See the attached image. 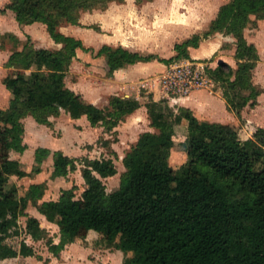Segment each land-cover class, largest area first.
<instances>
[{
    "label": "trees",
    "instance_id": "trees-1",
    "mask_svg": "<svg viewBox=\"0 0 264 264\" xmlns=\"http://www.w3.org/2000/svg\"><path fill=\"white\" fill-rule=\"evenodd\" d=\"M111 0H9L0 13L23 24L41 22L58 49L30 47L13 50L3 79L11 92L6 108L0 107V264L18 254L34 255L24 241L19 250L6 243L23 212V200L15 186L7 187L11 175L26 170L11 151H23L25 127L22 119L31 115L50 125V116L65 110L76 119L86 116L92 126L111 130L140 102L135 97L113 96L109 108L86 100L66 85L76 50H92L83 41L58 30L62 23L79 24L80 12L106 6ZM139 1V0H138ZM252 16L264 19V0H229L219 7L203 35L194 34L174 44L175 55L158 60L190 58L189 47L201 37L220 32L236 39V67L226 62L205 66L207 75L218 82L229 110L236 115L254 105L259 94L253 71L259 59L256 46L248 42L244 29ZM113 72L126 65L157 58L122 45L103 44ZM155 131L142 132L123 157L126 168L120 186L107 192L103 177L116 173L111 158H85L82 176L85 189L76 197L74 187L64 189L57 199L43 201L40 212L58 225L60 240L47 244L54 254L78 238L96 231L108 244L122 250L123 264H264V126L252 136L240 139L228 123L199 119L192 109L174 111L151 98L145 104ZM186 122L181 141L187 159L178 168L168 158L175 140V125ZM49 153L36 152V161ZM54 174L67 175L76 168L75 159L54 153ZM38 184L31 185L33 191ZM39 194L33 192L32 197ZM28 233L34 239L46 235L36 217L29 216Z\"/></svg>",
    "mask_w": 264,
    "mask_h": 264
},
{
    "label": "rangeland",
    "instance_id": "rangeland-1",
    "mask_svg": "<svg viewBox=\"0 0 264 264\" xmlns=\"http://www.w3.org/2000/svg\"><path fill=\"white\" fill-rule=\"evenodd\" d=\"M9 0H0L3 7ZM229 0H111L106 6H96L80 12L79 24L62 23L58 30L83 41L92 50H76V56L69 67L66 85L81 93L84 98L101 108L110 107L113 96L135 97L140 106L124 116L111 130L104 125L92 126L86 116L72 118L63 109L56 116H50V125L38 123L33 116L27 115L22 121L25 132L23 151L12 150L11 158L19 161L26 170L24 176L11 175L7 187L15 186L18 197L23 200L24 208L17 220V226L6 238V243L19 250L24 241L34 249L29 257L18 254L8 257L1 263L8 264H103L92 256L88 260L82 254L83 240L75 239L76 248L69 255L54 254L48 244V238L54 243L60 240L58 225L44 218L40 212L43 201L57 199L64 189L74 187L79 197L86 187L82 176L85 158H111L116 166V173L103 177L106 191L112 192L120 186L121 178L126 171L123 157L136 143L144 131H155L150 125V118L145 106L151 98L179 111L181 98L198 90L200 108L193 111L199 119L208 115V99L221 98L228 108L223 90L219 83L210 78L205 66H217L226 62L236 67V39L232 34L220 32L201 37L197 47H189L190 58L173 60L170 65L158 60L175 55L174 44L194 34L203 35L215 18L219 7ZM244 35L253 43L259 59L253 71V83L258 89L254 105H246L234 118H224L233 126L240 139L251 137L257 127L264 125V19L252 16L245 27ZM103 44L119 46L140 54H154L157 58L139 61L126 65L113 72L109 71L105 54H98ZM30 47H46L58 49L48 34L43 23L23 24L14 20L9 14L0 13V107L6 108L12 97L3 79L8 72L7 60L16 49ZM189 63L180 70L178 62ZM177 63V64H176ZM197 65L192 71L190 67ZM174 68V71L172 68ZM188 67V68H187ZM192 68V67H191ZM170 74V76H164ZM218 101V100H215ZM219 110L220 104L214 105ZM224 109V107H222ZM231 111V110H230ZM175 140L168 161L178 168L186 161L187 155L181 144L186 136L185 121L175 125ZM40 148L49 150L39 162L36 152ZM63 154L75 159L76 168L67 175L54 174V153ZM38 184L39 189L33 191L31 185ZM33 192L39 194L32 197ZM29 216L36 217L46 235L34 239L27 231ZM99 234V233H98ZM97 233L87 236V243L95 250L108 245ZM84 239V238H81ZM72 243V242H69ZM68 244V243H67ZM64 248H66L64 246ZM82 254V255H81ZM125 256V255H124ZM124 259V257H123Z\"/></svg>",
    "mask_w": 264,
    "mask_h": 264
},
{
    "label": "crops",
    "instance_id": "crops-1",
    "mask_svg": "<svg viewBox=\"0 0 264 264\" xmlns=\"http://www.w3.org/2000/svg\"><path fill=\"white\" fill-rule=\"evenodd\" d=\"M34 23H41V22H34ZM200 95H201V93L198 90H194L188 96L181 98L180 105L188 107V108L192 109L193 111H197L198 108H200V105L203 106L202 104H200L201 103L200 102ZM213 100H214L213 97L208 99V101H207L208 106H209L208 107V115H207V117H205L201 120L227 123L224 121L225 117L234 118L232 116V114H234V113L232 111L228 110L227 108H225L224 103H223L224 101H222L221 98L215 99V100H218V101L214 100L215 102H213ZM216 103L220 104L219 110L216 109V107L214 106V105H216ZM222 107H224V109ZM196 116H197V114H196ZM222 116H224V118ZM44 218H46V217L44 216ZM91 232L97 233L96 231L90 230L89 233L87 234V236H89L91 234ZM87 236L84 239L78 238L79 240L84 241V244L81 248L82 249L81 251H82V254H84L83 256H85V257L87 256L86 257L87 260L93 256L95 258V261L103 262V264H123L124 253L122 252V250H120L118 248L106 247L104 245L102 246L101 249L96 248V250H95L91 245H89L87 243ZM98 236H99V238H101L100 234H98ZM76 245H77V242H72V243L66 244L65 245L66 248L62 249L61 255L62 256L65 254L67 255L69 253V251L72 252L71 250H73V248H76ZM72 255H73V252H72ZM29 256H31V255H29ZM29 256H27V257H29Z\"/></svg>",
    "mask_w": 264,
    "mask_h": 264
},
{
    "label": "built area",
    "instance_id": "built-area-1",
    "mask_svg": "<svg viewBox=\"0 0 264 264\" xmlns=\"http://www.w3.org/2000/svg\"><path fill=\"white\" fill-rule=\"evenodd\" d=\"M179 64H177L176 66L179 68L178 70H180L181 68H183L184 66H187L189 63H183V61L181 60L180 62H178ZM170 65H171V63H170ZM192 67V68H191ZM190 67V69H191V71L194 69V68H198L197 67V65H196V67H195V65H194V67H193V65ZM172 68V67H171ZM188 68V67H187ZM173 69V71H174V68H172ZM205 69V68H204ZM165 77L166 76H170L171 77V75L170 74H166V75H164Z\"/></svg>",
    "mask_w": 264,
    "mask_h": 264
}]
</instances>
